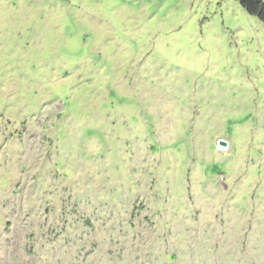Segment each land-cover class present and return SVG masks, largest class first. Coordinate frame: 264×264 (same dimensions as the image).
Listing matches in <instances>:
<instances>
[{"label":"rangeland","instance_id":"rangeland-1","mask_svg":"<svg viewBox=\"0 0 264 264\" xmlns=\"http://www.w3.org/2000/svg\"><path fill=\"white\" fill-rule=\"evenodd\" d=\"M0 264H264V25L0 0Z\"/></svg>","mask_w":264,"mask_h":264},{"label":"trees","instance_id":"trees-1","mask_svg":"<svg viewBox=\"0 0 264 264\" xmlns=\"http://www.w3.org/2000/svg\"><path fill=\"white\" fill-rule=\"evenodd\" d=\"M237 2L245 13L256 18L264 25V1L262 0H232Z\"/></svg>","mask_w":264,"mask_h":264},{"label":"built area","instance_id":"built-area-1","mask_svg":"<svg viewBox=\"0 0 264 264\" xmlns=\"http://www.w3.org/2000/svg\"><path fill=\"white\" fill-rule=\"evenodd\" d=\"M220 142H223L225 143L226 145L224 144H221ZM229 142L225 139H221V140H218L216 143H215V150L218 152V153H225L229 150Z\"/></svg>","mask_w":264,"mask_h":264},{"label":"water","instance_id":"water-1","mask_svg":"<svg viewBox=\"0 0 264 264\" xmlns=\"http://www.w3.org/2000/svg\"><path fill=\"white\" fill-rule=\"evenodd\" d=\"M221 144H224V145H226L225 143H223V142H220Z\"/></svg>","mask_w":264,"mask_h":264},{"label":"crops","instance_id":"crops-1","mask_svg":"<svg viewBox=\"0 0 264 264\" xmlns=\"http://www.w3.org/2000/svg\"><path fill=\"white\" fill-rule=\"evenodd\" d=\"M221 154H225V153H221Z\"/></svg>","mask_w":264,"mask_h":264}]
</instances>
